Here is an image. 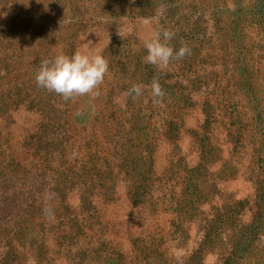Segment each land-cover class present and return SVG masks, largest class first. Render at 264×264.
Returning <instances> with one entry per match:
<instances>
[{"label": "rangeland", "instance_id": "obj_1", "mask_svg": "<svg viewBox=\"0 0 264 264\" xmlns=\"http://www.w3.org/2000/svg\"><path fill=\"white\" fill-rule=\"evenodd\" d=\"M77 50L94 93L37 86ZM0 264H264V0H0Z\"/></svg>", "mask_w": 264, "mask_h": 264}, {"label": "clouds", "instance_id": "obj_2", "mask_svg": "<svg viewBox=\"0 0 264 264\" xmlns=\"http://www.w3.org/2000/svg\"><path fill=\"white\" fill-rule=\"evenodd\" d=\"M174 33L164 29L154 32L145 39L143 46L146 49L144 61L160 68L168 66L173 58H180L188 51L182 46L174 50L169 45ZM108 71V62L100 54H90L77 50L72 55L57 54L53 59H45L36 73L35 79L38 87H43L67 100L73 96L94 93V89L101 84ZM153 96L159 97L163 93L158 82L151 85ZM131 93L139 96L141 86L133 85Z\"/></svg>", "mask_w": 264, "mask_h": 264}]
</instances>
